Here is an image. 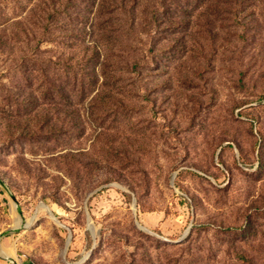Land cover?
I'll return each mask as SVG.
<instances>
[{
  "label": "rangeland",
  "instance_id": "obj_1",
  "mask_svg": "<svg viewBox=\"0 0 264 264\" xmlns=\"http://www.w3.org/2000/svg\"><path fill=\"white\" fill-rule=\"evenodd\" d=\"M0 264H264V0H0Z\"/></svg>",
  "mask_w": 264,
  "mask_h": 264
},
{
  "label": "trees",
  "instance_id": "obj_2",
  "mask_svg": "<svg viewBox=\"0 0 264 264\" xmlns=\"http://www.w3.org/2000/svg\"><path fill=\"white\" fill-rule=\"evenodd\" d=\"M240 236L242 237L243 240H245L248 236L247 229Z\"/></svg>",
  "mask_w": 264,
  "mask_h": 264
},
{
  "label": "bare ground",
  "instance_id": "obj_3",
  "mask_svg": "<svg viewBox=\"0 0 264 264\" xmlns=\"http://www.w3.org/2000/svg\"><path fill=\"white\" fill-rule=\"evenodd\" d=\"M22 224V223H21ZM28 226V225H27ZM3 248V247H2ZM2 253H3V255L5 256V257H9V256H11V254H9L6 250H3L2 251Z\"/></svg>",
  "mask_w": 264,
  "mask_h": 264
}]
</instances>
